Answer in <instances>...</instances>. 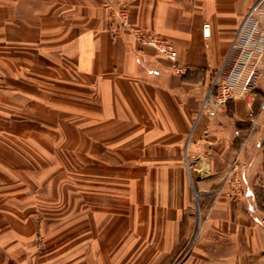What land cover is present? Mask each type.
Listing matches in <instances>:
<instances>
[{"label":"crops","instance_id":"0c3cea01","mask_svg":"<svg viewBox=\"0 0 264 264\" xmlns=\"http://www.w3.org/2000/svg\"><path fill=\"white\" fill-rule=\"evenodd\" d=\"M122 1L133 26L175 47L177 63L119 27L108 5ZM261 1L0 0V82L10 90L18 61L20 81L34 82L35 97L48 103L28 129L33 138L19 142L40 164L34 201L21 191L12 210L15 190L0 188V264H122L124 244L133 252L140 243L184 242L211 204L194 264H264V111L257 125L249 119L264 87L251 92L253 102L234 92L202 112L209 83L241 61L242 30ZM26 167L19 173L27 177Z\"/></svg>","mask_w":264,"mask_h":264},{"label":"rangeland","instance_id":"374dc122","mask_svg":"<svg viewBox=\"0 0 264 264\" xmlns=\"http://www.w3.org/2000/svg\"><path fill=\"white\" fill-rule=\"evenodd\" d=\"M128 3V2H127ZM129 5V4H128ZM115 7L116 9L119 8ZM108 8H111V5H108ZM114 20H116V16L113 10ZM264 23V22H263ZM262 23V24H263ZM257 38V37H255ZM252 38V39H255ZM254 48L252 45L247 46V44L242 47L244 50H253ZM258 56V52L254 51L252 54V58L250 62H248L247 67L244 70L243 78L251 77V81L249 84L244 87V84H240L237 86L238 89H235L234 92H238L239 95L242 97L249 96V100L251 101L250 97L252 96L251 92L256 87H264V75L258 73L259 67L256 64V58ZM12 61L18 60L19 52L16 50L12 52ZM18 61L14 64V70L12 67V71L10 72V84H5V87L8 85L10 90L4 89V83L0 82V188L4 186H9L10 189L13 191L11 193V201H12V210H17L18 205L16 204L20 197L24 198V192L26 191L27 199L34 201L35 195L34 193L37 192V188L35 186L36 180L35 177L40 176L36 172L39 169V163L35 161L34 157V148L29 146H19L20 141L23 138L30 139L33 138L30 134H28V129L33 132L34 126L37 123H40L41 118L43 117L41 112V104L46 103L43 99L35 97V84L34 82H21L19 77V66ZM30 73H34L33 69ZM28 75V74H27ZM29 76V75H28ZM259 78V79H258ZM2 79V76H0ZM213 83V82H212ZM212 83H209L208 90L212 88ZM4 91V92H3ZM38 110V111H36ZM46 119H49L50 116H45ZM66 120V119H65ZM32 134V133H31ZM30 137V138H29ZM10 140L11 147H4L1 143L2 140ZM8 154L10 155L8 157ZM20 156V157H19ZM22 156V157H21ZM20 161V158H24ZM10 160V161H9ZM27 163H25L26 161ZM2 161H5L4 164ZM3 165H11L12 170V178L8 179V172L3 171ZM26 165L27 167L24 170H28L31 173L20 172L19 170ZM193 167V165H192ZM76 174L77 172H82V163H76ZM193 171V168H192ZM75 174V176H76ZM18 177H21L20 180ZM194 185L198 187V181L195 177L192 178ZM81 178H75L74 180H69V182L74 184L76 187L82 186ZM208 180V179H205ZM66 181V180H65ZM228 177L226 176L225 179L220 180L218 183H215L214 186L216 188L223 187L228 182ZM27 182V183H26ZM41 182L43 186L46 185L47 179H42ZM60 182V181H59ZM190 182H192L190 178ZM62 183V181L60 182ZM69 183V184H70ZM24 187H20L21 185ZM27 185V186H26ZM40 186V185H38ZM24 190V191H23ZM42 188L39 190L41 192ZM45 187L43 188V192ZM23 193H22V192ZM21 192V193H19ZM1 194V192H0ZM38 194V193H37ZM219 194H215V198H217ZM220 196V195H219ZM2 195H0V199ZM214 198V201H215ZM28 200V202H29ZM1 201V200H0ZM213 203V202H212ZM1 204V202H0ZM41 208V207H40ZM44 210H42L44 218L50 216V211H45L46 206L43 204ZM213 205L211 204L207 210H204L202 214L199 213L198 215V223L192 233L186 238V240L182 243H169V244H162V243H140L135 244L137 245L138 249L133 252H129V246L134 244H124V249L122 252H118L117 261L122 259V264H194V252L197 249V246L200 244L204 231L207 226V221L210 217ZM38 210V209H37ZM47 210V209H46ZM14 213V211H11ZM199 212V211H198ZM27 213H34V211L28 210ZM76 229V228H75ZM81 230V229H80ZM41 231V228H39ZM44 233L42 234L43 240H46V236L51 234L50 226L48 225L44 227ZM41 231V232H42ZM79 230L76 229L75 234H78ZM50 243L46 245L48 248ZM127 246V248H126ZM131 251V250H130ZM120 263V262H119Z\"/></svg>","mask_w":264,"mask_h":264},{"label":"built area","instance_id":"2783aa9c","mask_svg":"<svg viewBox=\"0 0 264 264\" xmlns=\"http://www.w3.org/2000/svg\"><path fill=\"white\" fill-rule=\"evenodd\" d=\"M111 8H113L114 10V13L116 16L115 22L119 24V27L129 29L134 34V36L136 37L138 41H140L141 43L145 45L154 47L160 54L170 59L171 61L177 63L178 52L168 40L164 39L158 34L146 32L140 27L133 26L131 24L129 5L127 2L125 1L120 2V6L117 9L113 7L112 5H111ZM259 9L264 10V0L258 3L250 11L246 19V23L250 19H256L257 23H256L254 31L250 34L248 38V42H246L245 44H247V46L252 45L253 47H255L254 51L258 52V56L256 58V64L258 65V63L261 61L262 63L261 69L264 75V33L259 32L260 34H257L258 32L257 28H258V25L260 24L259 19H261L262 22H264V11H263V14L259 15L258 13ZM244 27H243V30H244ZM252 38H255V39H252ZM240 41H241V37L239 40V44H241ZM245 44H241V46L244 47ZM247 51L248 50H244L241 61L234 68V70L228 74L225 80H223L222 82L219 80L222 74V70L218 74V76H216V79L212 83V88L208 90L207 96L202 104V112L208 108H212L213 110L222 108L234 96L233 95L234 90L238 89L237 88L238 85H240L243 82L242 84H244V87H246L249 84V82L251 81V77L253 75L246 78L245 81L242 75L244 73L245 68L248 65V62H250L254 51L251 50L252 51L251 55H249L248 57H247V54H248ZM176 69L180 73H184L187 71L186 68H184L183 66H179V65H176ZM250 99H251L250 102H253L254 100L253 96H251ZM263 111H264V98L261 101L258 112L255 111L254 109L250 110L249 119L252 123V126H255L258 124L259 115H260L259 112H263ZM236 134L240 135V130H236ZM244 139L246 140L247 137H244ZM261 222L264 224V210H263V214L261 217Z\"/></svg>","mask_w":264,"mask_h":264},{"label":"bare ground","instance_id":"6f19581e","mask_svg":"<svg viewBox=\"0 0 264 264\" xmlns=\"http://www.w3.org/2000/svg\"><path fill=\"white\" fill-rule=\"evenodd\" d=\"M256 23H257L256 19H250V20L247 21V23H246V25L244 27V30H243V32L241 34V41H240L241 44H245L246 42H248V38H249L250 34L254 31ZM251 52H252L251 50L247 51V53H248L247 57L249 55H251ZM192 183L194 185L193 179H192Z\"/></svg>","mask_w":264,"mask_h":264}]
</instances>
